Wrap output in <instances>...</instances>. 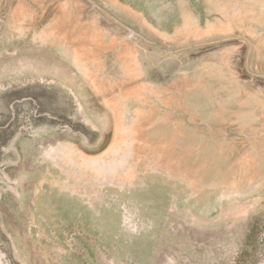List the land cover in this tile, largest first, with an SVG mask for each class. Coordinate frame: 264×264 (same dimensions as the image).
I'll return each mask as SVG.
<instances>
[{"label": "rangeland", "instance_id": "1", "mask_svg": "<svg viewBox=\"0 0 264 264\" xmlns=\"http://www.w3.org/2000/svg\"><path fill=\"white\" fill-rule=\"evenodd\" d=\"M0 264H264V0H0Z\"/></svg>", "mask_w": 264, "mask_h": 264}, {"label": "crops", "instance_id": "2", "mask_svg": "<svg viewBox=\"0 0 264 264\" xmlns=\"http://www.w3.org/2000/svg\"><path fill=\"white\" fill-rule=\"evenodd\" d=\"M79 55H81L80 53H78ZM93 54H96L95 52H93Z\"/></svg>", "mask_w": 264, "mask_h": 264}, {"label": "bare ground", "instance_id": "3", "mask_svg": "<svg viewBox=\"0 0 264 264\" xmlns=\"http://www.w3.org/2000/svg\"><path fill=\"white\" fill-rule=\"evenodd\" d=\"M47 150V149H46ZM50 150H52L51 148H50ZM48 153V152H47ZM103 180V179H102Z\"/></svg>", "mask_w": 264, "mask_h": 264}]
</instances>
